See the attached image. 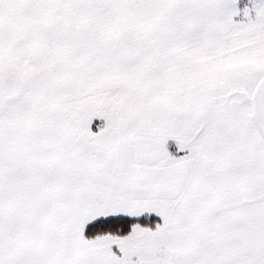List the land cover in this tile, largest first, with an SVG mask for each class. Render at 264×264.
Wrapping results in <instances>:
<instances>
[{"label":"snow or ice","instance_id":"obj_1","mask_svg":"<svg viewBox=\"0 0 264 264\" xmlns=\"http://www.w3.org/2000/svg\"><path fill=\"white\" fill-rule=\"evenodd\" d=\"M0 264H264V0H0Z\"/></svg>","mask_w":264,"mask_h":264}]
</instances>
